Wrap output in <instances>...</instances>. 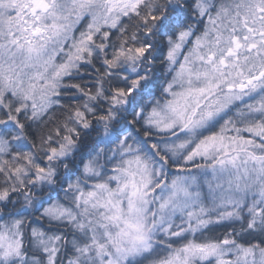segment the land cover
<instances>
[{
  "label": "snow or ice",
  "instance_id": "obj_1",
  "mask_svg": "<svg viewBox=\"0 0 264 264\" xmlns=\"http://www.w3.org/2000/svg\"><path fill=\"white\" fill-rule=\"evenodd\" d=\"M97 124L107 152L25 223ZM0 209V264H264V0H0Z\"/></svg>",
  "mask_w": 264,
  "mask_h": 264
},
{
  "label": "clouds",
  "instance_id": "obj_2",
  "mask_svg": "<svg viewBox=\"0 0 264 264\" xmlns=\"http://www.w3.org/2000/svg\"><path fill=\"white\" fill-rule=\"evenodd\" d=\"M153 67L152 64L144 63L137 68V71H141V74H144L143 70H147L148 68ZM124 72L131 76L133 75L131 71V66H125ZM149 76L155 75L152 72L147 73ZM113 82L115 80L113 79ZM110 85L105 84V88L107 89ZM102 99V98H101ZM29 115L31 112L29 111ZM68 118V112L63 111L61 109H53L52 112H49L42 120L33 123V129L37 131V133H42L43 137H47L50 133L54 132V129L57 125L63 126V122ZM72 124H69V127H72ZM53 139L58 143L63 142L62 137H55ZM105 139L104 136V125L97 124L95 126L90 125L88 129L82 130V135L78 139L76 146L68 153L66 157L59 158L52 163V167L55 169L54 175L51 177V184H36L33 189V196L29 197V199H34L36 201L34 208H29L26 204L25 198L23 195H20L18 198L14 197L15 209H19L20 212L29 213L31 216L36 214V209L39 212H43V208L40 207L41 204L46 206V202L49 200L57 199V194L62 192V189L69 182V180L75 179V171L76 169L81 168L79 163L81 157L85 152V147L87 149L96 148V151H99L101 148H104L107 152V148L105 145L101 143ZM47 144H41L39 141L36 143L33 148V153L35 155L36 160H43L44 153L42 151L43 148L47 147ZM95 155V152L92 153ZM87 159L88 157H84ZM100 163H104L103 160ZM21 205H24L21 207ZM11 210V208H10ZM2 209H0V213H2ZM25 223H28V219H25Z\"/></svg>",
  "mask_w": 264,
  "mask_h": 264
},
{
  "label": "trees",
  "instance_id": "obj_3",
  "mask_svg": "<svg viewBox=\"0 0 264 264\" xmlns=\"http://www.w3.org/2000/svg\"><path fill=\"white\" fill-rule=\"evenodd\" d=\"M160 59H162V57ZM97 67H99V64H97ZM95 76H96L95 69L89 67L87 70L82 72L81 77H80V82L83 83L85 88L87 89V88L92 86V83L95 80ZM62 102H66V101H62ZM87 150H89V149H87L85 147V152ZM36 214H38V213H36ZM33 215H35V214H33ZM28 222L31 224H34V225L43 226L45 229L49 228V225H48L46 220H37V218H32V216H31V218L28 219Z\"/></svg>",
  "mask_w": 264,
  "mask_h": 264
},
{
  "label": "rangeland",
  "instance_id": "obj_4",
  "mask_svg": "<svg viewBox=\"0 0 264 264\" xmlns=\"http://www.w3.org/2000/svg\"><path fill=\"white\" fill-rule=\"evenodd\" d=\"M65 186H66V185H65ZM62 197H63V192H61V193H60V197H57V198H62ZM38 215H39V213H38V214H35V215H32V218H37Z\"/></svg>",
  "mask_w": 264,
  "mask_h": 264
}]
</instances>
